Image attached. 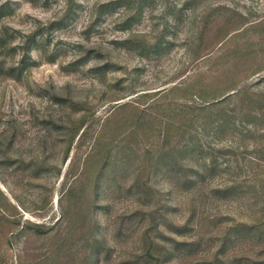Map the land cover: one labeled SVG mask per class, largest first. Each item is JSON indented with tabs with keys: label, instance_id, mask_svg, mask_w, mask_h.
Instances as JSON below:
<instances>
[{
	"label": "rangeland",
	"instance_id": "rangeland-1",
	"mask_svg": "<svg viewBox=\"0 0 264 264\" xmlns=\"http://www.w3.org/2000/svg\"><path fill=\"white\" fill-rule=\"evenodd\" d=\"M73 1L0 0V264H264V0Z\"/></svg>",
	"mask_w": 264,
	"mask_h": 264
},
{
	"label": "trees",
	"instance_id": "trees-1",
	"mask_svg": "<svg viewBox=\"0 0 264 264\" xmlns=\"http://www.w3.org/2000/svg\"><path fill=\"white\" fill-rule=\"evenodd\" d=\"M126 2V3H129L131 0H112V1H108V2H104V3H100V4H98L96 7V10H97V12L98 13H101V12H105V11H108V9L109 8H111L112 6H115L117 3H121V2ZM65 6H66V9H65V11H70V10H72L73 9V6H74V1L73 0H66V2H65ZM130 20H131V17H127L124 21L127 23V22H130ZM163 33H164V30H162V35H163ZM30 36H32V35H30ZM135 35H129L127 38H125L124 40H122V44H124V45H126V46H128L129 44H131L132 43V40H133V37H134ZM32 40L33 39H27V41H26V43H27V45H29V43H31L32 42ZM160 45V41L158 40L156 43H155V46L157 47V46H159ZM226 93H219V94H217V95H215V96H213V97H211L209 100L208 99H202L201 98V96L199 95L198 97L200 98V99H202L201 100V103L202 104H204V103H209V102H212V101H214V102H218V101H220V100H217L218 98H221L222 96H224ZM223 99V98H222Z\"/></svg>",
	"mask_w": 264,
	"mask_h": 264
}]
</instances>
